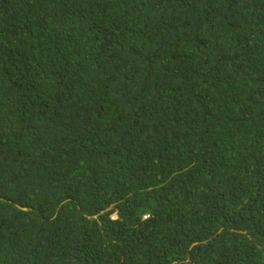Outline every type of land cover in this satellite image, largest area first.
I'll use <instances>...</instances> for the list:
<instances>
[{
	"label": "trees",
	"instance_id": "trees-1",
	"mask_svg": "<svg viewBox=\"0 0 264 264\" xmlns=\"http://www.w3.org/2000/svg\"><path fill=\"white\" fill-rule=\"evenodd\" d=\"M0 264H264V0H0Z\"/></svg>",
	"mask_w": 264,
	"mask_h": 264
}]
</instances>
